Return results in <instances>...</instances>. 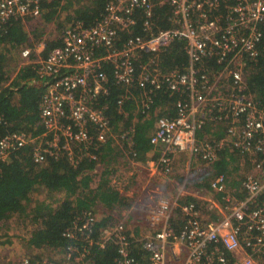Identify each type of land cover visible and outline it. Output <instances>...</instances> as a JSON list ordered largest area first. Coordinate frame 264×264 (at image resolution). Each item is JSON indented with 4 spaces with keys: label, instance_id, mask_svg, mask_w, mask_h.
Returning <instances> with one entry per match:
<instances>
[{
    "label": "built area",
    "instance_id": "2783aa9c",
    "mask_svg": "<svg viewBox=\"0 0 264 264\" xmlns=\"http://www.w3.org/2000/svg\"><path fill=\"white\" fill-rule=\"evenodd\" d=\"M41 2L0 0V28L11 19L38 17ZM162 5L170 8L166 29L155 28V9ZM137 11L141 33L133 32ZM59 40L45 54L41 43L34 52L28 46L21 49L24 63L45 84L39 103L44 132L32 139L20 131L2 136L0 161L33 141L35 163L45 160L44 150L52 157L65 154L73 167L92 162L88 173L98 184L99 154L110 139L118 140L115 146L128 167L122 181H133V187L125 191L111 168L108 181L130 205L122 209V219L103 226H97L100 219L92 207L80 211L62 232L69 243L60 260L23 256L16 264H95L92 248L107 246L116 248L112 264H256L264 255V102L247 87L244 59L256 58L260 44L264 49V0H108L94 23L71 22ZM174 41L184 42L188 64L163 71L157 56ZM143 52L152 56L139 62ZM209 61L220 65L219 70H210ZM110 83L121 90L115 100L121 114L131 98L135 108L148 113L158 91L175 97V115L159 116L149 136L151 156L138 158L132 126L112 130L103 102ZM133 87L138 95H132ZM209 124L220 125L221 135H208L204 128ZM223 149L247 156L254 169L241 180L240 198L230 193L225 173L213 175L210 188L221 201H208L212 217L194 201L180 202L187 197L189 177L177 183L174 196L153 187L151 178L170 175L179 154L188 155L190 168L194 160L215 163ZM141 165L149 175L144 186L137 182ZM198 177L200 172L193 178ZM133 209L144 214L149 230L139 237L125 225ZM135 244L144 252L141 259L133 253Z\"/></svg>",
    "mask_w": 264,
    "mask_h": 264
},
{
    "label": "trees",
    "instance_id": "16d2710c",
    "mask_svg": "<svg viewBox=\"0 0 264 264\" xmlns=\"http://www.w3.org/2000/svg\"><path fill=\"white\" fill-rule=\"evenodd\" d=\"M83 1V0H82ZM108 0H89L86 5L76 7L73 12L74 3H80L81 0H42L41 12L38 17H28L24 21L11 19L0 28V138L8 133L20 131L25 132L30 139L36 138L42 132L44 127L40 123L39 103L44 92L45 84L32 82L35 78V72L30 65L22 66L16 76L6 85L8 77L4 71V60L8 55L13 56L20 48L28 45V33L23 24L28 19L42 17L48 23L55 21L58 27H61L57 20L59 12L65 13V22L83 21L85 24L94 23L103 13L104 6ZM170 8L167 5L157 6L155 9V28H169L168 16ZM137 24L133 28L134 33H141L142 16L137 11ZM121 37H124L122 34ZM183 41H174L164 51L157 56L158 66L163 70H170L175 67L182 68L188 64V55L183 46ZM60 40L46 44L43 51L45 54L50 48L59 45ZM260 53L254 59L245 55L244 64L248 74L245 75L247 87L257 100L264 102V49L260 44ZM152 55L143 52L139 57V62L147 61ZM138 62V63H139ZM209 69L219 70L220 65L209 61ZM139 65H137L138 67ZM110 75V72H108ZM116 84L110 83L109 95L103 98L108 104V116L110 117L112 130L120 131L129 126L134 128V148L138 152V158L150 151L151 145L148 140V132L157 116H174L173 102L175 97L169 98L167 92L158 91L153 98L151 112L149 114H136L134 124L131 120L134 115L128 114L123 118L118 113L116 98L121 91ZM161 106V107H160ZM160 107L161 111H158ZM128 109L129 107L126 106ZM169 110V114H165ZM166 111V112H165ZM205 132L210 130V126H205ZM222 130H219L221 134ZM36 141V140H34ZM35 142H29L19 150L12 152L7 158L0 161V221L8 219L14 214H24L28 210L27 206L31 201V194L42 187L49 193H61L62 197L56 204L46 200H38L34 203L31 211V217L37 226L30 232L27 242L30 246L50 248L51 250H63L69 243V240L62 236L63 230L71 224L73 217L80 211L92 207L96 202H100L108 210L130 205L128 200L120 195L119 192L102 184L99 192L93 194L92 189L88 188L89 178L87 176L78 179V176L85 168H90L92 162H84L77 167H73L65 154L58 157H52L46 152V158L42 163H35L31 157V150ZM220 153V152H219ZM231 153V152H230ZM227 150L220 156L214 164V174L229 172L228 165L232 156ZM235 153V152H234ZM238 154V153H235ZM209 178L200 176L198 182H193L196 186H208ZM242 180V179H241ZM241 180L237 183L241 184ZM206 181L207 183H204ZM232 182V183H236ZM200 184V185H199ZM241 186V185H240ZM205 188V187H204ZM89 189V192L86 190ZM208 189L211 191L210 184ZM190 197H185L180 202L191 201ZM175 226H180L179 209L175 211ZM109 221L108 218L101 219L97 226H103ZM92 258L95 264H112L116 256V248L107 246L104 249L92 248ZM133 253L139 259L144 255L138 244L133 247ZM39 258V257H38Z\"/></svg>",
    "mask_w": 264,
    "mask_h": 264
},
{
    "label": "rangeland",
    "instance_id": "374dc122",
    "mask_svg": "<svg viewBox=\"0 0 264 264\" xmlns=\"http://www.w3.org/2000/svg\"><path fill=\"white\" fill-rule=\"evenodd\" d=\"M89 3V0H81V2L74 3L73 8L70 9V12H73V10L82 5H86ZM57 20L60 21L62 24L61 27H58L57 23L55 21L46 23L42 17L39 18H33L28 19L24 24V29H26L28 33V39L29 43L32 44V46L28 45V47L32 48L33 52L37 49L38 45L41 43L42 46H46V44H50L53 41L59 40L61 31L65 26L70 24V22H65V13L59 12L57 16ZM28 65L24 63L23 58L21 57V50L18 51L13 56L8 55L7 58L4 60V71L6 76L9 78H14L18 72V69L23 66ZM245 75L248 74V71L244 69ZM169 110H167L166 113H168ZM136 115V114H135ZM210 130L207 132V134H216L219 133V130L221 131V127L218 124H209ZM118 142V140H110L111 145H114ZM117 146V145H116ZM232 160H230V163L228 165L229 172L226 173L227 178H233V182H239L241 179H243L246 175L253 172V166L250 165V161L247 156H242L240 154H235L231 151ZM188 157V156H187ZM178 160V159H177ZM176 160V162H177ZM187 161V158H186ZM174 162L173 165V171L170 175H168L166 178L160 177V176H154V179L151 178V181L154 182L153 187H156L159 191L167 192L168 195L174 196L177 192V183H181L184 179V177H189L187 183L185 184L186 188L191 189L189 184L191 186H194L193 182H198V178H193L197 176V174L200 172V176L210 177L212 178L214 175V169L210 166L211 164H207L203 161H198L195 164H191L187 169V166L182 165L180 166V163ZM183 162L185 163L184 159ZM186 167V168H185ZM197 168L193 170L192 168ZM125 168L127 169V166L125 165ZM137 182L140 185H145V182L149 179V175L146 169L141 168V172L138 173L137 176ZM177 182V183H176ZM232 183L230 181L228 183V189L230 193L237 198H240L244 195V192L242 191L239 183ZM136 185V184H134ZM164 185V186H163ZM179 185V184H178ZM200 185V184H199ZM205 186H202L204 188ZM188 189V190H189ZM206 193H208L209 197L217 198L216 194L211 190H209L207 187L204 188ZM187 196V195H186ZM62 197L61 193H49L42 187H38L37 190H35L31 194V201L30 204L27 206L28 210L26 212V215L22 214L18 217L12 218L13 222H18V227L13 228L10 232H12L11 236L15 238H20L19 242H17L15 252L17 253V259L16 263L19 261V259L23 256H30V257H43V258H49V259H55L60 260L63 255V250H51L47 247H34L30 246L27 242L28 238L30 237V232L34 229L35 226H37V223L34 222V220L31 217V211H29L30 208L33 207L34 203L38 200H46L48 202H52V204H56L57 200ZM137 198H141L143 202H145V197L140 196ZM136 198V199H137ZM134 199H132L133 203ZM129 202V201H128ZM205 205H202L201 207H204ZM128 207V206H127ZM96 206V210H97ZM206 208V207H205ZM122 208H118L116 210H108L109 214L105 213L102 208H99L97 213V217L101 220L103 218H108L109 221L107 222H117L119 219H122ZM177 209H174V212ZM99 211H102L99 213ZM207 217H212V215H209L208 212L203 211ZM99 213V215H98ZM101 214V215H100ZM100 216V217H99ZM144 214L140 213L137 209H133V211H130V213L126 217L125 225L128 228L129 232H131L134 236L139 237L141 234H144L148 232L149 230L145 226V222L143 220ZM131 219L133 221L131 222ZM135 229V230H133ZM4 232L3 229H0V235H2ZM264 256V255H263ZM263 256H259L256 258V264H264V258ZM260 258L261 261L260 262Z\"/></svg>",
    "mask_w": 264,
    "mask_h": 264
},
{
    "label": "crops",
    "instance_id": "0c3cea01",
    "mask_svg": "<svg viewBox=\"0 0 264 264\" xmlns=\"http://www.w3.org/2000/svg\"><path fill=\"white\" fill-rule=\"evenodd\" d=\"M21 49L22 48H20V50ZM12 79L13 78H9L8 77V80H7V82L5 83L4 86H6ZM32 82L37 83V84H42V82L37 81L35 78L33 79ZM131 93H132L133 96L138 95L139 94V89H137L136 87H133L131 89ZM126 106H128L129 108L127 109ZM160 107H158V111L155 112L156 114H159V112L161 111ZM123 109L126 111V114H121V113L118 112L119 114L122 115L123 118H127L128 114L134 115L133 119L131 120V122H132L131 124L132 125L134 124V119L136 118L135 114H144L145 115V114H149L151 112V109H150V111L148 113H142V111H140L139 108H135V100L133 98L128 99V100L125 101ZM158 117L159 116L156 115V118L154 119V123H153L152 127L149 129V132H148L149 134L147 135L148 136V140H149L150 134L155 129L156 121H157ZM114 132H117V131H114ZM113 134H116V133H113ZM110 140L102 148V150H101V152L99 154V158H100V160H102V167H101V176H100V180H99L98 184H95L93 182V180L91 181V176L88 173V171L91 170L94 167V165L91 166L90 168H85L83 170V172H81V174L78 176V179L81 178V177L83 178L85 176H87L89 178V181H88V186L89 187L88 188L92 189L93 194L99 192V188H100V186H102V184H106L108 187H110V188L114 189L115 191L119 192V189L115 185H110L109 184L108 175L111 173L109 168H111L115 172H117V174H118L117 178L120 181L119 185L122 186V188L125 191H128V190H130L133 187V181H131L129 179H126V180L122 181L123 178H124L122 176L124 174L128 175V170L125 168V165L127 166V158L118 149V147L115 146V144L111 145ZM227 150L228 149H223L221 151L225 152L226 159L228 160V158H230V156L227 155ZM221 151H220V153H221ZM220 153H219V156H220ZM229 153H230V151H229ZM147 156H151V153L147 152L146 154L142 155V158L139 157V159H144ZM187 156H188L187 154H179L176 157L174 162H176V160L178 159L176 163L179 162L180 166L185 165L188 168L189 158ZM186 158H187V161H186ZM183 159H184L185 163L183 162ZM197 162L198 161L194 160V163L193 162L192 163L195 164ZM214 164L215 163L211 164L210 166L212 168H214ZM250 165L252 166L251 163H250ZM141 168H143L142 165H141ZM208 178H209V180H211L210 177H208ZM230 181L233 182L234 181L233 178L232 179L228 178V183ZM203 182L207 183L206 181H203ZM209 184H210V181H209ZM209 184H208V186H209ZM189 186L191 187V189L187 188L186 195H187V197H190L192 199L191 201H194V202H196L198 204V206L201 208L202 212L205 211V209H206L205 207H206L208 201H210V200H212V201H221V198H220L221 195L220 194H216L217 198H212V197H209L208 193H206L205 191H202V190H205L204 188H202V186L201 187L196 186V185L191 186V184H189ZM208 186H205V187L208 188ZM86 192H89V189L86 190ZM131 193H133V191H129L126 194H131ZM202 205H205V206L201 207ZM96 206L98 207L97 210L95 209ZM92 208L96 212L98 211L99 208H102L105 213L109 214L108 209H106L100 202H96L95 204H93ZM101 212L102 211H99V213H101ZM206 212H207V210H206ZM99 213H98V215H99ZM203 214H204V212H203ZM19 215L20 214L17 213V214H14V215L10 216L8 219H4V220L0 221V229L4 230L3 234L0 235V264H16L17 253L15 252V249H16L17 242L20 241L19 240L20 238L18 239V238H15V237L11 236L12 232H10V228L12 230L13 228H15V227L17 228L18 227V222L14 223L12 218L18 217ZM132 221H133V219H131V222ZM133 230H135V229H133ZM262 258H264V256ZM260 262H262L261 258H260Z\"/></svg>",
    "mask_w": 264,
    "mask_h": 264
}]
</instances>
